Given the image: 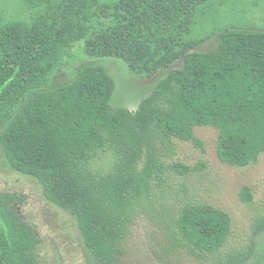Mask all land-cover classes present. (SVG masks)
<instances>
[{
  "label": "trees",
  "instance_id": "obj_1",
  "mask_svg": "<svg viewBox=\"0 0 264 264\" xmlns=\"http://www.w3.org/2000/svg\"><path fill=\"white\" fill-rule=\"evenodd\" d=\"M211 0H19L26 18L0 15V148L16 172L36 180L45 199L76 220L84 246L104 264L125 250L140 206L159 182L156 144L202 143L194 129L218 132L216 155L229 167L264 155V33L234 28L208 52H192ZM262 1V0H256ZM110 24L98 29L96 19ZM215 32V31H214ZM83 40L89 60L116 59L140 78L170 69L135 111L112 109L115 89L102 66H81L72 81L46 89L67 50ZM110 156L109 168L98 161ZM178 172H189L175 165ZM247 189L241 199L249 202ZM18 198L0 194V264H41L40 240L20 218ZM168 251L198 262L231 234L227 213L207 204L178 210ZM264 230V218L258 224ZM237 253L227 264H244Z\"/></svg>",
  "mask_w": 264,
  "mask_h": 264
},
{
  "label": "rangeland",
  "instance_id": "obj_2",
  "mask_svg": "<svg viewBox=\"0 0 264 264\" xmlns=\"http://www.w3.org/2000/svg\"><path fill=\"white\" fill-rule=\"evenodd\" d=\"M112 1L102 0L101 3ZM202 26L193 29L190 39L204 42L192 52L213 50L222 34L234 28L242 32L264 33V0H211ZM0 15L5 19L26 18L19 0H0ZM108 19H96L92 26L106 27ZM215 31V32H214ZM83 40L66 51L58 71L51 73L46 89L73 80L84 65L102 66L112 77L115 89L110 101L112 109L135 111L139 102L149 96L155 85L170 69L182 68L180 59L169 69L150 78L132 74L116 59L89 60L81 52ZM194 136L202 143L172 140L156 144L163 171L159 182H153L150 197L140 206L130 228L123 255L113 264H227L228 258L252 248L250 259L244 264H264V230H258L264 218V155L247 167L236 168L222 164L216 155V129L200 127ZM113 160L106 156L98 161V168H109ZM189 168L178 172L175 165ZM244 189L251 196L241 199ZM0 194L14 195L16 211L40 240L41 264H104L84 246L76 220L68 212L48 202L36 180L10 168L0 148ZM203 203L227 213L231 220V234L225 246L207 262H198L184 253L168 251V228L178 210L186 204Z\"/></svg>",
  "mask_w": 264,
  "mask_h": 264
}]
</instances>
